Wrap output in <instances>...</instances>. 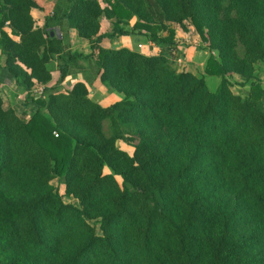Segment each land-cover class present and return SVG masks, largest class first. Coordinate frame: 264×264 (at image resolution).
I'll list each match as a JSON object with an SVG mask.
<instances>
[{
  "label": "trees",
  "instance_id": "obj_1",
  "mask_svg": "<svg viewBox=\"0 0 264 264\" xmlns=\"http://www.w3.org/2000/svg\"><path fill=\"white\" fill-rule=\"evenodd\" d=\"M32 8L0 0V69L29 112L0 94V264H264V0H56L41 27ZM100 16L107 36L145 32L159 51L103 46ZM185 21L209 51L203 76L172 64ZM95 79L121 99L93 101Z\"/></svg>",
  "mask_w": 264,
  "mask_h": 264
},
{
  "label": "rangeland",
  "instance_id": "obj_2",
  "mask_svg": "<svg viewBox=\"0 0 264 264\" xmlns=\"http://www.w3.org/2000/svg\"><path fill=\"white\" fill-rule=\"evenodd\" d=\"M55 1L56 0H48V1L43 2V4H44L43 7L45 6L47 8L49 6V10H50L48 12V14L44 15V17L47 15H50L52 13ZM43 7H42V9H43ZM39 16H40L39 14H34V17L36 19H38ZM103 18H104V16H100L99 19L102 20L100 22V27L102 26L100 32L105 34L104 35L105 40L104 41L102 40L104 43H111L109 41L110 38H112L113 40L116 41V38H120V36H136V33L134 34V32L131 33L130 35L114 34L110 37L107 36V34H109L110 31L112 30V26L110 25V22L108 23V21H106V19L105 18L103 19ZM132 23H133V19H131L126 25H121V26L125 27L127 30H131ZM184 23H185L186 28L182 29L184 31V32H182V35L177 36V37L175 35V41L177 43V49L180 50V52L176 55V58L180 57V59L177 60L175 58L176 61L175 62L172 61V64H174L176 69L179 71L187 70V68H190V69H192L193 73L194 72L197 73L195 75H197V76L202 75L203 76L202 71L204 69L203 67L205 65V60H206L207 56L209 55V51L205 47L202 49H201V47H199L200 43L204 46H205V43L200 41V38H199L195 28L189 24V21H185ZM175 25H176V27H178L177 24H175ZM5 29L8 31V33L10 32L9 26H5ZM56 33L59 36L58 32H56ZM139 33L144 34L145 36H148V34L145 32H139ZM161 33L164 34V31ZM134 39H135V37H134ZM142 39H144V38H142ZM176 39H178V40H176ZM68 41H69V39H68ZM180 41H183V43H182L183 48H179L180 46L178 47V43H180ZM185 43H187V44H185ZM120 44H122V43L116 42L114 45L113 44H111V45H112V47H114L115 45H120ZM135 48H136V46H135ZM239 48H240L239 50L242 51L241 46H239ZM70 49L72 50L71 47H70ZM76 51H78V50H76ZM80 52L88 53L89 48L87 50H81ZM189 52H194V56L191 57L192 61L185 58V55ZM215 53H216V51H215ZM48 67L51 69L52 75L55 76L56 63L50 62L48 64ZM254 73L260 79L261 85L264 87V60L258 61L254 64ZM227 79H228V82L230 84V88L234 93H237L241 96H245L247 94L249 87L246 83L243 82V80L240 78V76L238 74L233 73L231 75H227ZM205 81H206V77H205ZM219 81H220V77L213 76V77H210L209 82H206V84L210 90H213L217 87V85L219 84ZM59 87H60L59 90L67 89L66 85H62ZM102 92L104 93L105 91H102ZM37 93H39L38 89L37 90L34 89V95H37ZM0 94L2 97V101L4 102L5 97L3 95H5V93L2 92V89L0 90ZM102 103L106 104V103H108V101L106 100V102H102ZM263 107H264V101H263ZM103 126H104L105 133H109V126H108L107 121L104 122ZM116 144L119 148H122V149L128 151L130 154L133 151L132 146L127 144V142H125V141H117ZM107 171H109V169L105 168V172H107ZM117 179L120 181V179L118 177H117ZM52 183H54V184L58 183L57 178L53 179ZM62 190H63V188H61V192H62ZM63 200L67 203H72V204L77 205V206L79 205L77 200L72 199L71 197H64ZM90 223L95 226L96 233L100 234L98 221L97 220L96 221L91 220Z\"/></svg>",
  "mask_w": 264,
  "mask_h": 264
},
{
  "label": "crops",
  "instance_id": "obj_3",
  "mask_svg": "<svg viewBox=\"0 0 264 264\" xmlns=\"http://www.w3.org/2000/svg\"><path fill=\"white\" fill-rule=\"evenodd\" d=\"M45 1H48V0H37L40 8H32L30 11L34 20H35V25L38 27H41L43 25L44 15L48 14V12L50 11L49 6L47 8L45 6L43 7V5H44L43 2H45ZM42 7H43V9H42ZM34 14H39L40 15L39 18L36 19L34 17ZM104 18L106 19V21H108V23L110 22L111 26L113 25V18H106V17H104ZM101 21L102 20L100 19V22ZM172 26L175 28L176 37L181 36L182 32H184L182 30V28H180L179 26L176 27V25H172ZM101 28H102V26L100 27V30H101ZM134 37H135V39H134ZM142 38H144V39H142ZM68 39H69L70 47L72 48L73 51L74 50H78V51L87 50L89 48L88 41L83 39V38L78 37L76 31L72 28L68 29ZM104 40H105V38L103 39V41ZM176 40H178V39H176ZM103 41H102V45L106 46V47H112L111 44L114 45L116 42H119L122 44L115 45L114 47L118 48V47L125 46V47L130 48V49H136L137 48V50H139L143 54H153V53H157L159 51L158 46H156L154 44H150V42L147 40L145 35H142V34H136V36H120V38H116V41L113 40L112 38H110L109 41L111 43H104ZM182 43H183V41H180V43H178V47L180 46L179 48H183ZM138 44H140L141 46L139 47ZM185 44H187V43H185ZM135 46H136V48H135ZM193 56H194V52H189L185 55V58L192 61L191 57H193ZM3 64H4V55H0V65L3 66ZM187 71H191L193 73L192 69H190V68H187ZM202 73H203V71H202ZM193 74H197V73L194 72ZM55 75H56V72H55ZM53 77H55V76H53ZM210 77H213V76H206V82H209ZM74 80H82L81 74H78L76 79L75 78L72 79V77H68L64 82H61L60 84L66 85L67 88H69L71 86L72 82H74ZM0 81H1L0 90L2 89V92L5 93V95H3L5 97V101L3 102V107L14 109V111L16 112V114L20 118H24V119L28 118L29 112L23 106L24 97H25L24 91L19 86L16 85L13 77L11 75H9L5 69H0ZM87 87L89 90V97L92 98L95 102L99 103L102 106H107L113 102H116V101L120 100L122 97V95L120 93H117L115 91L106 90V88H104L101 85V83L99 82V79H95L93 81V83L90 86L87 85ZM102 91H105V92L103 93ZM106 100L108 101V103H106V104L102 103V102H106Z\"/></svg>",
  "mask_w": 264,
  "mask_h": 264
},
{
  "label": "built area",
  "instance_id": "obj_4",
  "mask_svg": "<svg viewBox=\"0 0 264 264\" xmlns=\"http://www.w3.org/2000/svg\"><path fill=\"white\" fill-rule=\"evenodd\" d=\"M138 46L140 47L141 45L138 44ZM176 59L178 60V59H180V57H177ZM175 61H176V60H175ZM37 94H38V93H37ZM53 134H54L55 136H57V132H56V131H53Z\"/></svg>",
  "mask_w": 264,
  "mask_h": 264
},
{
  "label": "water",
  "instance_id": "obj_5",
  "mask_svg": "<svg viewBox=\"0 0 264 264\" xmlns=\"http://www.w3.org/2000/svg\"><path fill=\"white\" fill-rule=\"evenodd\" d=\"M50 34L53 35V31H51Z\"/></svg>",
  "mask_w": 264,
  "mask_h": 264
}]
</instances>
